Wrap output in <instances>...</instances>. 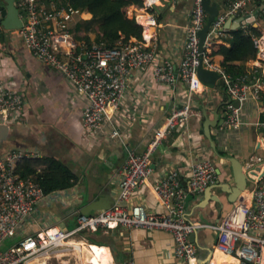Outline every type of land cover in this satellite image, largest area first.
<instances>
[{
  "label": "crops",
  "instance_id": "0c3cea01",
  "mask_svg": "<svg viewBox=\"0 0 264 264\" xmlns=\"http://www.w3.org/2000/svg\"><path fill=\"white\" fill-rule=\"evenodd\" d=\"M212 1H216L223 10L231 0ZM150 3L149 12L154 14L158 25L146 27L144 35L155 50L177 65L192 1L144 0L143 5L132 9L131 13L140 12L144 4ZM251 9L252 15L258 18L256 22L249 23L257 30L261 29L264 0H252ZM238 19L240 17L231 19L230 26ZM229 31L228 27L224 34L213 39L212 44L229 46ZM0 35V77L23 98L20 118L9 124L5 137L0 141V150H23L30 155L27 158L37 160L54 158L67 165L78 177L73 186L61 189L56 197L45 199L37 206L23 225L25 233L34 234L48 226L72 229L77 212L90 209L91 214L108 208L116 194L119 169L128 154H142L154 130L173 108L183 102L191 104L194 114L186 124L170 131L153 152L152 171L133 193V201L142 203L156 214L166 212L154 192V184L167 171L177 170L180 185L186 187L190 165L198 159L208 158L217 167V179L200 194L187 193L183 202L188 221L214 226L233 205L235 180L229 157L238 160L247 175L250 164L264 173V133L257 125L262 117L258 103L249 100L242 104V125L237 129L225 128L222 120L227 96L220 82L217 81L214 87L204 85L200 92L190 94L182 82L174 90L156 82L151 66L139 70L128 81L120 108L111 120H105L96 132L87 134L82 125L85 99L76 94L58 72L38 61L20 38L5 32H0ZM211 45L207 47L210 55ZM211 58L217 65L222 59L220 55H211ZM232 64L239 71L233 75L253 68L264 72V62L258 57ZM207 121L213 125L205 130ZM113 128L119 129L118 138L110 136ZM248 185L247 181L246 188ZM86 234L89 239L103 245L85 239L86 244L80 251L58 254V262L85 264L87 259L88 264H124L132 258L136 264H186L174 256V238L168 231L116 227L100 228ZM190 236L189 240L196 247L197 264L204 261L207 264H227L225 260L217 262L215 259V228L202 227ZM44 261L40 258L29 264H42ZM260 264H264V253Z\"/></svg>",
  "mask_w": 264,
  "mask_h": 264
},
{
  "label": "built area",
  "instance_id": "2783aa9c",
  "mask_svg": "<svg viewBox=\"0 0 264 264\" xmlns=\"http://www.w3.org/2000/svg\"><path fill=\"white\" fill-rule=\"evenodd\" d=\"M173 1V0H170ZM189 22L185 26V40L175 65L155 50L144 30L157 26L156 17L149 12L152 4H144L140 12H133L142 28L141 38L117 40L108 45L103 40H89L75 30V23L82 21L86 12L75 9L61 0H14L22 19V27L0 32L14 34L26 49L42 64L58 72L73 91L85 99L82 110V125L85 132H96L105 122L111 120L121 105L127 83L133 73L152 67V77L174 90L182 82L189 93L200 92L204 84L199 80L197 68L215 70L218 82L227 96L224 105L223 126L239 128L243 121L240 115L242 104L249 100L258 103L262 113L257 125L264 133V80L263 71L258 68L241 74H231L212 61L207 47L228 28L227 20L236 17L249 19L252 15V0H232L219 10L203 43L199 48V31L208 18L203 0H191ZM4 0H0V18ZM84 16V17H83ZM258 18V17H257ZM257 18L252 22H256ZM250 23L240 28L248 31ZM250 24V25H251ZM252 26V25H251ZM261 33L252 39L257 48L256 56L264 60ZM89 36V35H88ZM216 81V82H217ZM238 102V106L234 105ZM23 106L22 95L0 77V127L18 121ZM194 114L191 104L183 102L171 110L162 123L154 130L142 154L129 153L121 168L113 203L91 214L77 212L74 228L55 226L42 228L34 234L25 233L23 225L45 199H52L60 190L44 193L32 177L21 178L16 173V164L29 157L23 150H0V264H29L43 258L58 257L65 251H80L86 244L84 234L100 228L113 229L143 228L164 230L173 235L176 258L186 264H197L195 245L189 240L197 229L212 227L217 230L214 250L235 258L239 264H260L264 253V173L249 165V185L245 192L233 202L230 210L217 225L188 221L184 212V197L187 193L200 194L217 179L215 163L206 158L190 165L187 186L180 185L177 170L165 173L154 184V192L165 206L166 212L156 214L147 210L140 202L133 201V193L144 184L151 168V155L161 145L166 135L188 122ZM110 136L118 138L120 131L113 128ZM72 239V240H71ZM124 264H136L128 258Z\"/></svg>",
  "mask_w": 264,
  "mask_h": 264
},
{
  "label": "trees",
  "instance_id": "16d2710c",
  "mask_svg": "<svg viewBox=\"0 0 264 264\" xmlns=\"http://www.w3.org/2000/svg\"><path fill=\"white\" fill-rule=\"evenodd\" d=\"M75 9L86 12L81 21L76 22L75 30H81L82 22L85 20L95 22L91 33L84 34L85 39L89 37L94 40H103L108 45H113L117 40L123 41L129 38H141L142 28L135 21L132 9L141 7L144 0H61ZM82 34V31H79ZM230 45L212 44L211 55H220L222 59L218 63L228 73H238L232 64L235 61H246L256 57L257 48L252 39L253 35L261 33L251 25L248 31L238 28L229 31ZM89 35V36H88ZM0 40L2 35H0ZM264 80V72H263ZM0 144V148H1ZM42 165V167H39ZM16 173L21 178L31 176L42 188L44 193L61 190L73 186L78 177L71 169L59 160L45 157L42 160L23 158L16 164ZM89 239L88 234H84ZM93 244H99L92 239Z\"/></svg>",
  "mask_w": 264,
  "mask_h": 264
},
{
  "label": "water",
  "instance_id": "95a60500",
  "mask_svg": "<svg viewBox=\"0 0 264 264\" xmlns=\"http://www.w3.org/2000/svg\"><path fill=\"white\" fill-rule=\"evenodd\" d=\"M203 6L206 12L208 13V18L206 20L205 25L199 31V48L200 51H203V43L206 39L207 30L210 28L211 23L214 21L216 15L218 14L220 8L216 1L212 0H203ZM256 15L253 16L251 21L255 19ZM230 19L226 21L225 27H229L230 30L238 29L242 25L251 22L249 19L240 18L238 19L234 25L230 26ZM0 25L5 30H13L22 27V19L19 17L18 9L14 4V0H4V5L2 6L1 18H0ZM197 75L199 80L208 87H214L216 81L219 77V74L215 70L203 68L201 65L197 68ZM234 105L238 106V102L234 101ZM223 121V120H222ZM217 123V121L215 122ZM220 123V122H219ZM213 125L210 121H207L204 124L205 130L209 129V126ZM215 125V124H214ZM8 127L1 126L0 127V141L5 137L7 133ZM229 160L232 161V169L233 175L235 180V187L232 190V195L234 197L233 202L240 196L241 192L246 188L247 179L245 173L242 171L243 165L233 157H229ZM81 213L89 214L90 209L88 212L82 210ZM191 238V236H190ZM212 252V251H210ZM203 264H207V261H204Z\"/></svg>",
  "mask_w": 264,
  "mask_h": 264
},
{
  "label": "rangeland",
  "instance_id": "374dc122",
  "mask_svg": "<svg viewBox=\"0 0 264 264\" xmlns=\"http://www.w3.org/2000/svg\"><path fill=\"white\" fill-rule=\"evenodd\" d=\"M232 1V0H231ZM230 1V3H231ZM133 14V13H132ZM95 25V22H91V21H88V20H85L82 22V25H81V30L85 31V32H88V33H91V29L94 27ZM257 57V56H256ZM264 62V60H263ZM82 252V251H81ZM99 259V255H97V260ZM42 261V260H41ZM86 262H88L87 259H85ZM100 261V259L98 260V262ZM47 262H50V264H61L60 262H58V260L56 258H50L49 260H47ZM46 262V263H47ZM84 262V261H83ZM85 264H88L86 263Z\"/></svg>",
  "mask_w": 264,
  "mask_h": 264
},
{
  "label": "bare ground",
  "instance_id": "6f19581e",
  "mask_svg": "<svg viewBox=\"0 0 264 264\" xmlns=\"http://www.w3.org/2000/svg\"><path fill=\"white\" fill-rule=\"evenodd\" d=\"M147 34V33H146ZM262 48L264 50V37H263V40H262ZM81 213V212H80ZM72 240V239H71ZM215 259L216 261H220V260H225L226 263L228 264L230 261H233L234 264H237V260L229 255H224L218 251L215 252ZM39 261H36V263H38ZM42 264H47V263H42Z\"/></svg>",
  "mask_w": 264,
  "mask_h": 264
}]
</instances>
